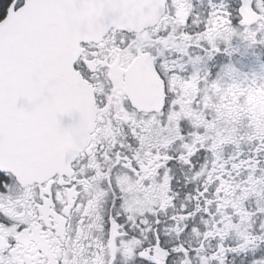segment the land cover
Returning <instances> with one entry per match:
<instances>
[{
    "label": "snow or ice",
    "instance_id": "snow-or-ice-1",
    "mask_svg": "<svg viewBox=\"0 0 264 264\" xmlns=\"http://www.w3.org/2000/svg\"><path fill=\"white\" fill-rule=\"evenodd\" d=\"M0 264H264V0H0Z\"/></svg>",
    "mask_w": 264,
    "mask_h": 264
},
{
    "label": "flooded vegetation",
    "instance_id": "flooded-vegetation-1",
    "mask_svg": "<svg viewBox=\"0 0 264 264\" xmlns=\"http://www.w3.org/2000/svg\"><path fill=\"white\" fill-rule=\"evenodd\" d=\"M251 67L255 68L257 71H260V66L256 64L255 62L251 63Z\"/></svg>",
    "mask_w": 264,
    "mask_h": 264
}]
</instances>
